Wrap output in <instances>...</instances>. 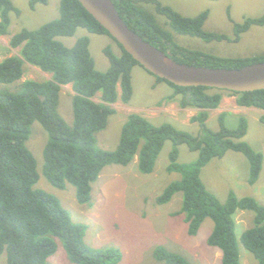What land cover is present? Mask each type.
Wrapping results in <instances>:
<instances>
[{"label": "trees", "instance_id": "16d2710c", "mask_svg": "<svg viewBox=\"0 0 264 264\" xmlns=\"http://www.w3.org/2000/svg\"><path fill=\"white\" fill-rule=\"evenodd\" d=\"M38 2L46 4L47 0H32L31 5ZM113 2L132 30L180 63L232 69L264 61V52L254 56L225 57L185 47L173 41L170 32L143 4L153 3L156 12L165 15L166 22L178 33L207 42H238L252 26L264 25V14L234 23L233 34L228 35L204 29L208 10L192 17L182 15L159 0ZM59 10L58 18L38 29L24 28L15 33L10 45L20 47V55L7 56L0 62V82L3 83L22 79L25 62L52 74L49 80L27 79L17 90H0V256L6 252V264H49V256L57 249V239L64 243L75 264H117L122 256L117 248L88 246L84 240L85 226L71 219L56 195L35 188L40 174L37 160L27 146L35 121L42 124L48 135L42 173L56 188L65 189L68 183L73 184L78 202L87 205L92 204V184L104 167L128 165L138 155V170L144 174L152 173L165 142L172 141L174 148L167 170L178 172L181 177L156 197V203L166 204L174 194L182 192V205L174 215H184L191 236H195L204 221L211 218L214 227L207 241L222 250L221 264H240L234 215L238 210L253 211L254 225L242 233L241 241L259 264H264V205L252 196L238 197L232 191L222 202L208 190L201 177L203 167L212 158L234 150L243 153L249 161L248 182L251 185L257 182L263 155L242 140L248 129L247 118L241 115L238 126L231 129L225 126V113H222L219 117L221 128L215 131L206 121L209 111L219 107L225 94L236 96L240 106L264 110V89L235 92L205 86H178L155 75L156 83L166 82L175 90L165 98L167 102L178 98L180 107L200 109L191 118L192 122L199 123L200 132L195 135L171 123L155 125L147 117L131 113L122 125L118 146L112 150L101 149L96 145V133L105 129L109 116L116 113L112 104L131 100L132 69L141 64L79 0H60ZM13 11L19 12L11 0H0V35L8 33ZM81 27L91 33L108 34L119 44V53L110 45L104 48L110 63L106 71L96 69L88 36L79 38L72 47L58 40L61 36H73ZM66 84H72L74 91L72 126L58 109L60 90ZM98 93L100 102L94 100ZM260 120L264 123V115ZM180 144L198 151V158L188 163L179 162ZM154 257L165 264H192L163 245L155 248Z\"/></svg>", "mask_w": 264, "mask_h": 264}, {"label": "rangeland", "instance_id": "374dc122", "mask_svg": "<svg viewBox=\"0 0 264 264\" xmlns=\"http://www.w3.org/2000/svg\"><path fill=\"white\" fill-rule=\"evenodd\" d=\"M18 13H11V25L7 34L0 35V62L7 56L20 55V47L10 45L11 37L27 28L38 29L60 15V0H47L31 5L32 0H11ZM184 16H196L208 10L209 16L204 29L218 31L228 35L233 34L234 23H240L246 17H259L264 14V0H159ZM157 21L170 32L173 41L196 50L209 52L225 57L254 56L264 52V25H254L243 33L240 41H212L180 34L166 21L167 17L156 12L153 3L143 4ZM90 38V50L96 63V69L106 71L110 65L104 53L106 46H112L119 53V44L108 34L91 33L85 28H78L73 36L58 37L65 46L72 47L83 37ZM22 79L13 83L0 82V90H17L18 85L25 80L44 81L52 76L50 72L25 62ZM133 95L129 102L122 100L112 104L116 113L109 116L105 129L96 133V145L101 149H115L118 146L121 128L129 114L138 113L147 117L153 124L171 123L179 129L197 135L200 132L198 122L187 120L178 99L167 102L171 94V86L166 82L156 84V76L143 66L135 65L132 69ZM175 93V92H174ZM74 92L70 84L60 90L59 113L72 126ZM100 102V93L94 97ZM177 111L170 108H176ZM228 110V106H223ZM167 108H169L167 110ZM215 109L210 114L206 124L212 130H220V111ZM261 110L260 108H257ZM198 111L199 110H195ZM247 118L248 129L242 140L248 142L263 155V166L255 183H248L250 164L246 156L234 150H229L222 157L212 158L203 167L201 177L208 190L213 192L222 202H225L232 191L238 197L252 196L264 205V123L260 120V112L250 111L243 115ZM192 118V117H191ZM240 115L228 112L225 114V126L234 129L239 124ZM48 135L39 121L32 124V131L27 146L37 160L39 179L36 189H42L56 195L68 211L74 222L85 226L84 240L93 248H117L121 251V259L117 264H165L154 257L155 248L163 245L186 257L192 264H221L222 250L211 246L208 237L213 230L214 222L207 218L198 233L191 236L188 233V223L183 214L174 215L182 205V192L174 194L166 204H157L156 197L174 180L181 177L178 172L167 170L170 153L174 148L172 141L167 140L156 161L154 171L149 174L138 170V155L128 165L110 164L101 172L98 180L92 184V204H81L76 198L77 190L68 183L65 189L54 187L42 173L44 163L43 150ZM181 163H188L198 158L199 152L189 149L187 144L178 146ZM234 219L240 264H259L256 257L243 245L242 233L254 225V212L238 210ZM7 263L4 252L0 256V264ZM49 264H75L69 258L64 243L57 239V249L48 258Z\"/></svg>", "mask_w": 264, "mask_h": 264}, {"label": "water", "instance_id": "95a60500", "mask_svg": "<svg viewBox=\"0 0 264 264\" xmlns=\"http://www.w3.org/2000/svg\"><path fill=\"white\" fill-rule=\"evenodd\" d=\"M79 1L127 52L158 77L178 86H205L235 92L264 89V61L232 69L180 63L132 30L113 0Z\"/></svg>", "mask_w": 264, "mask_h": 264}, {"label": "crops", "instance_id": "0c3cea01", "mask_svg": "<svg viewBox=\"0 0 264 264\" xmlns=\"http://www.w3.org/2000/svg\"><path fill=\"white\" fill-rule=\"evenodd\" d=\"M51 76H52V74H51ZM160 83H156V84L159 85ZM170 89H171V94H173L175 92V90L172 87ZM118 90L120 92V86H118ZM223 106H228V110L222 109V108H225ZM168 109L169 108H167V110ZM170 109L171 110H174V111H177V107L176 108H173V109L170 108ZM185 109H187V110H186V112L184 114L187 115V120H189V121L191 120V117L192 116L197 115L198 111H195V110H200L197 107H188V108H185ZM217 109H222L220 111V113L222 112V113L227 114L230 111V112H232L234 114H238L240 116L241 115L250 114V111L260 112V118H261V116L264 115V110L263 109L261 111V110H258L257 107H254V106L247 107V106H240V105H238V103H237V97L234 96V95H229V94H225L223 96V99L221 101V104L219 105V107ZM213 110H215V109H213ZM213 110H210V114L212 113ZM209 118H210V115H209ZM208 119H207V121H208Z\"/></svg>", "mask_w": 264, "mask_h": 264}, {"label": "clouds", "instance_id": "9594fccd", "mask_svg": "<svg viewBox=\"0 0 264 264\" xmlns=\"http://www.w3.org/2000/svg\"><path fill=\"white\" fill-rule=\"evenodd\" d=\"M51 78H52V77H51ZM51 78H50V79H51ZM63 86H64V85H63ZM63 86H62V87H63ZM70 87H72V84H70ZM72 90H73V88H72ZM226 91H228V90H226ZM73 92H74V91H73ZM178 101H179V100H178ZM183 109H184V108H183ZM216 109H217V108H216ZM199 111H200V110H199ZM209 112H210V111H209ZM209 115H210V114H209ZM262 123H263V122H262Z\"/></svg>", "mask_w": 264, "mask_h": 264}]
</instances>
